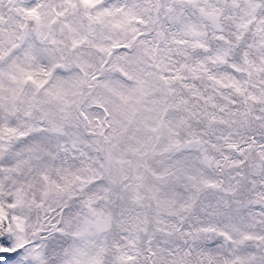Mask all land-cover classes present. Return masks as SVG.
I'll return each instance as SVG.
<instances>
[{"label":"snow or ice","instance_id":"obj_1","mask_svg":"<svg viewBox=\"0 0 264 264\" xmlns=\"http://www.w3.org/2000/svg\"><path fill=\"white\" fill-rule=\"evenodd\" d=\"M0 264H264V0H0Z\"/></svg>","mask_w":264,"mask_h":264}]
</instances>
